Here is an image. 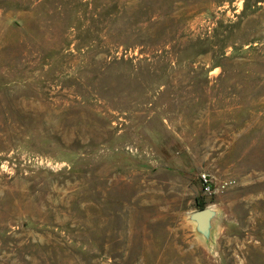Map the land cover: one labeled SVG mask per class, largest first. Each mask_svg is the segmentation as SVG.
<instances>
[{"label": "rangeland", "instance_id": "1", "mask_svg": "<svg viewBox=\"0 0 264 264\" xmlns=\"http://www.w3.org/2000/svg\"><path fill=\"white\" fill-rule=\"evenodd\" d=\"M0 264H264V0H0Z\"/></svg>", "mask_w": 264, "mask_h": 264}, {"label": "water", "instance_id": "2", "mask_svg": "<svg viewBox=\"0 0 264 264\" xmlns=\"http://www.w3.org/2000/svg\"><path fill=\"white\" fill-rule=\"evenodd\" d=\"M216 216V211L212 208L197 210L191 214V220L196 223L197 230L208 237L212 229V222Z\"/></svg>", "mask_w": 264, "mask_h": 264}, {"label": "built area", "instance_id": "3", "mask_svg": "<svg viewBox=\"0 0 264 264\" xmlns=\"http://www.w3.org/2000/svg\"><path fill=\"white\" fill-rule=\"evenodd\" d=\"M203 181H204V185H205V187H206V190H207V191H210L211 186H210V184H209V180L207 179L206 176H203Z\"/></svg>", "mask_w": 264, "mask_h": 264}, {"label": "trees", "instance_id": "4", "mask_svg": "<svg viewBox=\"0 0 264 264\" xmlns=\"http://www.w3.org/2000/svg\"><path fill=\"white\" fill-rule=\"evenodd\" d=\"M142 167H146V166H145V165H142ZM199 208H200V209H204V204H203V203H200V204H199Z\"/></svg>", "mask_w": 264, "mask_h": 264}]
</instances>
